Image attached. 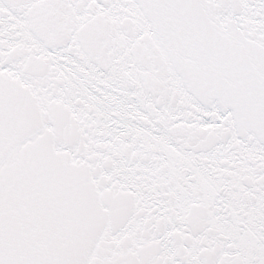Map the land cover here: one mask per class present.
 <instances>
[{
	"label": "snow or ice",
	"instance_id": "snow-or-ice-1",
	"mask_svg": "<svg viewBox=\"0 0 264 264\" xmlns=\"http://www.w3.org/2000/svg\"><path fill=\"white\" fill-rule=\"evenodd\" d=\"M0 264H264V0H0Z\"/></svg>",
	"mask_w": 264,
	"mask_h": 264
}]
</instances>
